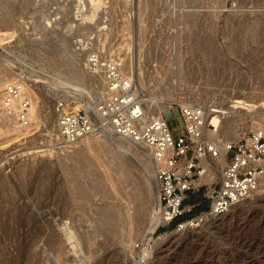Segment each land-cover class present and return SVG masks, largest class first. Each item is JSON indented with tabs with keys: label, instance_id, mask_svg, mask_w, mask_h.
<instances>
[{
	"label": "rangeland",
	"instance_id": "rangeland-1",
	"mask_svg": "<svg viewBox=\"0 0 264 264\" xmlns=\"http://www.w3.org/2000/svg\"><path fill=\"white\" fill-rule=\"evenodd\" d=\"M101 3L87 22L88 0H0V31L11 32L0 41V93L7 81L30 86L38 121L21 137L0 124L19 135L0 145V264H264V187L211 219L206 193L218 178L215 163L187 196L191 211L151 230L146 147L105 132L66 151L52 147L55 105L84 108L100 88L73 47L90 37L119 61L145 102L171 105L162 115L173 136L184 132L182 103L219 109L234 100L253 106L231 109L232 120L222 117L205 140L222 144L264 131V0ZM59 38L73 63L60 53ZM58 76L82 84L83 101ZM42 145L49 148L32 151ZM197 217L199 226L176 231Z\"/></svg>",
	"mask_w": 264,
	"mask_h": 264
},
{
	"label": "built area",
	"instance_id": "built-area-1",
	"mask_svg": "<svg viewBox=\"0 0 264 264\" xmlns=\"http://www.w3.org/2000/svg\"><path fill=\"white\" fill-rule=\"evenodd\" d=\"M91 38H77L73 47L84 53V68L100 88L87 99L84 108H66L61 103L55 106L56 134L52 147L66 151L105 132L152 149L158 181L157 218L162 225L178 220L195 206L187 203V196L195 189V181L206 173L202 161L216 159L220 154V144L205 140L203 128L207 115L221 112L213 105L182 103L178 108L184 132L177 136H173L163 115L143 120L142 93L119 61L93 47ZM30 101L20 81L8 83L1 93L0 114L12 118L17 127L25 128L31 123ZM45 148L49 146L42 145L38 151ZM225 151V164L219 167L217 181L206 193V214L210 217L226 214L264 187V131L255 130L227 142Z\"/></svg>",
	"mask_w": 264,
	"mask_h": 264
},
{
	"label": "bare ground",
	"instance_id": "bare-ground-1",
	"mask_svg": "<svg viewBox=\"0 0 264 264\" xmlns=\"http://www.w3.org/2000/svg\"><path fill=\"white\" fill-rule=\"evenodd\" d=\"M89 1V4L91 5V7H90V9H89V11H90V13H89V15H85V16H81V17H83V20H87V22L88 21H90V20H92L93 19V16L95 15V14H97V12H98V10H99V5L100 4H102L101 3V0H88ZM103 1V0H102ZM58 12L56 11V13L55 14H57ZM55 20V19H54ZM46 23H48V22H46ZM49 24V23H48ZM96 25L98 24V23H95ZM11 34V32H9V31H0V41H4V39H6V38H1L2 36H7V35H10ZM61 36V35H60ZM63 40L64 39H61V38H59V41H60V45H59V51H60V53L62 54V53H65V52H67V51H65L66 49H65V46L63 45ZM65 49V50H64ZM71 50H69L67 53H65V55L67 56L66 58H67V61H68V59L70 60L71 59V62H72V59H73V55L71 54V52H70ZM74 52H76V53H79V51L77 52V51H75L74 50ZM80 53H82V52H80ZM82 55H83V58H82V56L81 57H77L76 56V61H78V62H80V61H84V65H85V59H84V53H82ZM62 56V55H61ZM78 58V59H77ZM79 58H80V60H79ZM66 61V62H67ZM73 63V62H72ZM74 63H76V62H74ZM79 64V63H78ZM75 64H73V66H74ZM77 65V64H76ZM76 67V66H75ZM83 69V68H82ZM84 69H86V68H84ZM75 73H76V75H78V74H80L79 73V71L78 70H75L74 71ZM87 72V71H86ZM49 75V74H48ZM86 75V74H85ZM89 77V76H88ZM48 78V77H47ZM46 78V81L48 80ZM51 78H53V77H51ZM50 78V79H51ZM44 79V78H43ZM50 79H49V82H50ZM54 79V78H53ZM73 79V78H72ZM45 80V79H44ZM56 80H57V83L58 84H60L63 88H66L67 90H68V88L70 89V88H72L71 89V93H72V95H74V96H76V98H74V99H76L77 101H80V100H82L83 101V99L81 98V96H80V94L82 95V93H81V91L82 90H84V88L83 87H81L80 85H82V84H80V83H78V82H73V81H70V80H68V79H66V78H63V77H61V76H58L57 78H56ZM80 80V79H79ZM45 81V82H46ZM54 81H55V79L53 80V83H54ZM13 82H15V81H13ZM56 82V81H55ZM6 83V82H5ZM8 83H12V82H10V81H7V83L6 84H8ZM48 83V82H47ZM52 83V82H51ZM5 84V85H6ZM50 85V84H49ZM52 85V84H51ZM56 85V84H55ZM23 87H24V89L27 91L26 93L28 94V97L30 98V102H31V123H30V125L29 126H27L28 128H29V130L30 129H33V128H35L34 127V125L38 122L37 121V109H36V105H35V108H33V104L32 103H34V104H36L35 103V98H34V93H33V89L32 88H30V86H28V87H26V86H24L23 85ZM48 87V86H47ZM3 90V89H2ZM1 93H2V91H1ZM1 93H0V101H1ZM83 96V95H82ZM150 98V97H149ZM149 98H148V100H149ZM158 101V100H157ZM56 106V105H55ZM78 106H79V104H78ZM170 104L169 105H167V106H157V105H155V100L153 99V98H150V100L149 101H147V102H145V104H144V116H143V120H149L150 118H152V119H155L156 118V116H157V118L158 117H161L162 116V112H164V110L165 109H168V108H170ZM253 105L252 104H248V103H246V102H244V101H241V100H234V102L230 105V106H228V107H225V106H223V107H220L218 110L222 113V115H221V113H219V114H209V115H207L206 116V119H205V123H204V128H203V134L205 135V134H207L208 136H210V137H213V136H215L216 135V133L218 132V130H219V128H220V126H221V118L222 117H225V118H229V119H231V118H233V116H231V115H229V113L230 114H234V112L233 111H231V109H237V108H243V109H246L247 107H252ZM76 107H77V105H76ZM76 107H74V108H76ZM34 109H35V112H34ZM54 115H55V123H54V126H55V132H54V134H53V136L56 134V112H55V107H54ZM227 115H229V116H227ZM235 115V114H234ZM227 116V117H226ZM95 117H96V119L98 118V115H97V113H95ZM39 120V119H38ZM232 120V119H231ZM3 122H6V124L7 125H11V126H13V128L14 127H16V128H18L19 130H15L16 132H17V134H19L20 135V137H21V135H23L20 131H21V129H24V128H20V127H17L15 124H14V122H13V119L12 118H8V117H6V116H4V115H2V114H0V124H2ZM33 125V128H31V126ZM2 126V125H1ZM10 126V127H11ZM9 127V128H10ZM36 127H37V125H36ZM2 128V127H1ZM5 128V127H4ZM8 128V127H7ZM12 128V129H13ZM28 128H26L25 127V129L24 130H27ZM234 128V127H233ZM236 128V127H235ZM235 128L234 129H231V132L233 131V130H235ZM6 129V128H5ZM11 129V130H12ZM8 130V129H7ZM34 130V129H33ZM106 130H109V128H106ZM9 131V130H8ZM230 131V130H229ZM23 132V131H22ZM25 132V131H24ZM23 132V133H24ZM27 132V131H26ZM14 132H13V130H12V133H9V132H7V131H4V129L3 130H1L0 129V145L1 144H4V143H8L9 141H11L12 139H16V138H19L18 136L19 135H17V134H13ZM30 132H28V134H29ZM234 133H235V131H233V135H234ZM13 134V135H12ZM15 135V136H14ZM110 135H112V136H116V135H114V134H112V133H110ZM12 136H14V137H12ZM23 136H25V135H23ZM31 137V136H30ZM116 137H119V136H116ZM120 138V137H119ZM83 141H85V140H83ZM129 141V140H128ZM131 144H134V145H137L136 143H134V142H132V141H129ZM79 143V142H78ZM225 144H226V142L225 143H222V144H220L219 145V148H220V154H219V156L216 158V159H205V160H203L202 161V164H203V167H205L206 168V171H208L209 173H211V174H213L214 172V169H215V163H218V164H220L219 166L221 167L222 165H224L225 164ZM142 146H144V147H146L145 145H143L142 144ZM147 149H148V153H147V156H148V159H149V162H148V165H149V171H150V173H152V181L149 183V188L150 189H152V193H153V201H154V211H153V213H152V215H151V217H150V219H149V222H150V226H149V229H151V230H153L154 228H156L159 224H162L161 223V221L157 218V215H156V209H157V206H158V181H157V176H156V166H155V163L153 162V159H152V149H150V148H148V147H146ZM29 149V148H28ZM32 151H34V152H37L38 150L36 149H33ZM29 152H31V150L29 151ZM206 160H208V161H206ZM217 167V166H216ZM249 200V199H248ZM248 200H246V201H248ZM245 202V201H244ZM243 203V202H242ZM239 205H241V203L240 204H237V205H234L232 208L234 209L235 207H237V206H239ZM206 216H207V214H205ZM129 217V216H128ZM201 217H204V216H201ZM216 217L214 216V217H211V219H215ZM135 219V218H134ZM138 219V218H137ZM210 220V219H209ZM200 221H202V218H200V217H197V218H194V219H192V220H187V221H183V222H181V223H179L178 225H177V228H176V231H181V230H185V229H189V228H195V227H197V226H199L200 224ZM148 230V229H147ZM150 230V231H151ZM149 231V230H148ZM74 247V246H73ZM144 251H145V249H144ZM143 251V252H144Z\"/></svg>",
	"mask_w": 264,
	"mask_h": 264
},
{
	"label": "trees",
	"instance_id": "trees-1",
	"mask_svg": "<svg viewBox=\"0 0 264 264\" xmlns=\"http://www.w3.org/2000/svg\"><path fill=\"white\" fill-rule=\"evenodd\" d=\"M205 209H206V207L204 204H202L200 207H198V210H205Z\"/></svg>",
	"mask_w": 264,
	"mask_h": 264
}]
</instances>
